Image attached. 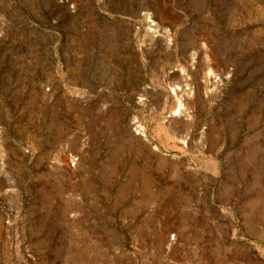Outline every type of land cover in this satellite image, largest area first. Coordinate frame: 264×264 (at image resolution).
<instances>
[{"label":"rangeland","instance_id":"rangeland-1","mask_svg":"<svg viewBox=\"0 0 264 264\" xmlns=\"http://www.w3.org/2000/svg\"><path fill=\"white\" fill-rule=\"evenodd\" d=\"M0 264H264V0H0Z\"/></svg>","mask_w":264,"mask_h":264},{"label":"built area","instance_id":"built-area-1","mask_svg":"<svg viewBox=\"0 0 264 264\" xmlns=\"http://www.w3.org/2000/svg\"><path fill=\"white\" fill-rule=\"evenodd\" d=\"M70 162H71L72 164L75 163V159H74V157H71V158H70Z\"/></svg>","mask_w":264,"mask_h":264}]
</instances>
